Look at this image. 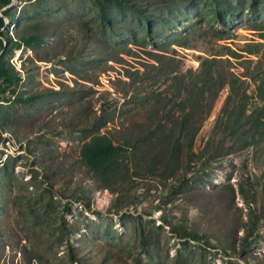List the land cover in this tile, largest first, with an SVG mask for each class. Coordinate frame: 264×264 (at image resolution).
Instances as JSON below:
<instances>
[{
	"label": "rangeland",
	"instance_id": "obj_1",
	"mask_svg": "<svg viewBox=\"0 0 264 264\" xmlns=\"http://www.w3.org/2000/svg\"><path fill=\"white\" fill-rule=\"evenodd\" d=\"M2 4L0 264H264V0Z\"/></svg>",
	"mask_w": 264,
	"mask_h": 264
},
{
	"label": "trees",
	"instance_id": "obj_2",
	"mask_svg": "<svg viewBox=\"0 0 264 264\" xmlns=\"http://www.w3.org/2000/svg\"><path fill=\"white\" fill-rule=\"evenodd\" d=\"M2 1H3L2 7H5V8L12 2V0H2ZM2 13L4 16L7 17V16H10L11 12L7 9L3 11ZM5 25L6 23H5L4 17L0 16V31L5 27ZM41 42L42 40L40 38H37L34 36L22 37L20 40H16V41H13L11 37H9L8 35H6V40H3L0 38V53H1V56H0V89L3 86V84H8L15 80L12 74L14 72V67L9 61L6 60L7 55H13L16 50H21V48L23 47L24 48L31 47L32 45L40 44ZM238 82L239 80H235L232 83H230L231 94L237 93L236 85L238 84ZM247 99L248 97L244 95V98L242 99L240 105L237 106L236 104L235 112L233 116H229L230 119H233V120L236 119L238 122L242 120V118L245 117V107L248 104ZM31 100H33V98L22 99L21 102L26 103ZM232 101H233V97L229 96L227 100L228 105L226 107L225 112L230 111L231 109L230 103ZM189 119L190 118L186 119L183 122L185 124L189 123ZM261 125L259 124L258 127H260ZM193 141H194V138L193 139L191 138L190 143H189L190 149L193 146L192 145ZM87 148L89 150L94 151L95 156L98 158V161H100L101 163L109 162L112 155L116 154L115 151L118 150L116 147L109 145V143H106V140L104 141L101 138L96 139L95 143L89 144Z\"/></svg>",
	"mask_w": 264,
	"mask_h": 264
},
{
	"label": "water",
	"instance_id": "obj_3",
	"mask_svg": "<svg viewBox=\"0 0 264 264\" xmlns=\"http://www.w3.org/2000/svg\"><path fill=\"white\" fill-rule=\"evenodd\" d=\"M17 1H18V0H12V2H11L6 8H4V9L2 10V12L5 11V10H7V9L12 8V7L15 5V3H16ZM0 56H1V53H0Z\"/></svg>",
	"mask_w": 264,
	"mask_h": 264
}]
</instances>
